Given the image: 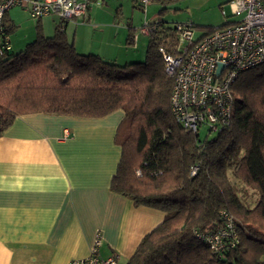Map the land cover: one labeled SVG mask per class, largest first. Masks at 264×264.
I'll return each mask as SVG.
<instances>
[{"label":"trees","instance_id":"trees-1","mask_svg":"<svg viewBox=\"0 0 264 264\" xmlns=\"http://www.w3.org/2000/svg\"><path fill=\"white\" fill-rule=\"evenodd\" d=\"M149 26L145 59L120 66L80 54L61 24L46 36L37 21L35 40L0 61V137L19 116L98 119L121 110L114 138L121 158L110 189L166 214L127 264H264V63L239 74L229 126L201 141L171 110L174 80L160 48L177 54L178 32L162 22ZM230 176L257 193L254 205ZM222 211L234 216L239 239L224 258L196 236L220 229Z\"/></svg>","mask_w":264,"mask_h":264},{"label":"crops","instance_id":"crops-1","mask_svg":"<svg viewBox=\"0 0 264 264\" xmlns=\"http://www.w3.org/2000/svg\"><path fill=\"white\" fill-rule=\"evenodd\" d=\"M92 5L86 18L64 23L68 41L80 54L99 55L120 66L142 62L149 36L143 32V53H136L133 30L130 54L122 46L130 29L103 47L78 50V27L88 26ZM123 118L121 110L98 119L37 113L17 117L4 132L0 264H68L88 256L97 236L102 257L115 255L119 264H127L144 236L165 220V213L135 207L110 189L121 158L114 138Z\"/></svg>","mask_w":264,"mask_h":264},{"label":"built area","instance_id":"built-area-1","mask_svg":"<svg viewBox=\"0 0 264 264\" xmlns=\"http://www.w3.org/2000/svg\"><path fill=\"white\" fill-rule=\"evenodd\" d=\"M140 8L162 3L164 0H133ZM99 0H0V61L13 52L12 34L16 29L9 13L21 8L31 19L40 21L56 17L59 24L86 18L89 8ZM228 22L211 33L196 38L192 23L177 24L179 35L177 54L163 48L165 72L174 80L170 97L172 114L184 129L206 138L223 132L230 124L234 97L232 85L239 74L264 63V0H231ZM223 16L227 14L222 10ZM155 26L144 29L145 34ZM219 67H222L218 73ZM196 168L192 175H195ZM139 174V172H138ZM223 225L212 233H198L210 250L224 258L238 242L236 220L227 211L221 212ZM101 238L96 237L90 254L71 260L68 264H119L118 257L100 255Z\"/></svg>","mask_w":264,"mask_h":264},{"label":"rangeland","instance_id":"rangeland-1","mask_svg":"<svg viewBox=\"0 0 264 264\" xmlns=\"http://www.w3.org/2000/svg\"><path fill=\"white\" fill-rule=\"evenodd\" d=\"M230 2L231 0H176L156 3L142 9L133 0H99L91 7L92 18L88 26L78 27L80 28L79 36H77L78 50L83 51V47L94 49L103 47L112 43L117 35V38L122 37L125 31L132 28L137 38L136 53L142 54L146 38L144 29L159 22L172 28H175L177 24L192 23L195 26L196 38H199L214 29L225 26L228 22L233 23L239 20L231 16ZM162 10H165V13L161 15ZM222 10L226 12L227 17L223 16ZM117 11H119V17H116ZM8 15L16 25L12 34L13 53H19L27 44L34 41L37 22L21 8L12 9ZM41 24L44 34L51 37L56 26L59 25V20L56 17H48L44 18ZM67 32L69 40H72L74 27L69 25ZM122 44L126 46L128 53H133L134 46H127L125 38ZM123 52L122 49L120 54ZM206 136L207 131L201 130L200 140H206ZM214 137L215 135L212 134L208 139ZM230 178L232 182L238 184L233 176ZM238 186L243 190L241 192L243 199L250 205H254L257 193L253 189L243 187L242 184Z\"/></svg>","mask_w":264,"mask_h":264},{"label":"water","instance_id":"water-1","mask_svg":"<svg viewBox=\"0 0 264 264\" xmlns=\"http://www.w3.org/2000/svg\"><path fill=\"white\" fill-rule=\"evenodd\" d=\"M221 70H222V67H219L218 73H220Z\"/></svg>","mask_w":264,"mask_h":264}]
</instances>
